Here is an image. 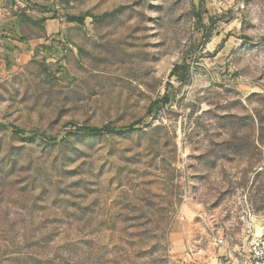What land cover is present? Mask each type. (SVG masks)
Returning <instances> with one entry per match:
<instances>
[{
  "label": "rangeland",
  "instance_id": "obj_1",
  "mask_svg": "<svg viewBox=\"0 0 264 264\" xmlns=\"http://www.w3.org/2000/svg\"><path fill=\"white\" fill-rule=\"evenodd\" d=\"M25 2L61 30L0 77V264L198 263L245 210L264 235V0Z\"/></svg>",
  "mask_w": 264,
  "mask_h": 264
},
{
  "label": "crops",
  "instance_id": "obj_2",
  "mask_svg": "<svg viewBox=\"0 0 264 264\" xmlns=\"http://www.w3.org/2000/svg\"><path fill=\"white\" fill-rule=\"evenodd\" d=\"M60 30L61 25L56 19H47L31 9L21 11L12 0H0V77L22 70L34 57L47 53L49 45L59 38ZM247 211L240 217L242 230L239 240L233 244L225 234H217V238L225 239L226 245L215 246L213 239L216 237L212 238L209 249L213 252L205 254L195 264H239V255L246 250L244 233Z\"/></svg>",
  "mask_w": 264,
  "mask_h": 264
},
{
  "label": "trees",
  "instance_id": "obj_3",
  "mask_svg": "<svg viewBox=\"0 0 264 264\" xmlns=\"http://www.w3.org/2000/svg\"><path fill=\"white\" fill-rule=\"evenodd\" d=\"M200 3L203 4L204 0H200ZM73 22H77V23H82L83 19L82 18H73L70 19ZM208 38V37H206ZM185 65H176L170 72L169 77H177L178 80L180 82H184L185 81ZM183 70L182 74L181 71ZM170 87V85H167L165 87V92L163 94V96L160 99H157L156 101L152 102L146 112L147 116H155V114L157 113V110L160 109L161 107H164L168 104L170 98H174V96H170L169 92H168V88ZM0 127L5 128L4 125L0 124ZM66 127H70V128H74L76 132L78 133H82V134H86V135H100V134H104V133H113V132H130L133 131L134 129V125H129V126H125V127H114L112 125H104L102 127H78L77 125L73 124V123H67ZM13 130V134L19 136V137H23L25 135V133L19 129H16L14 127H11ZM31 136H35L41 140L45 141V136L44 135H39L37 133L31 132L29 134H27V137H31Z\"/></svg>",
  "mask_w": 264,
  "mask_h": 264
},
{
  "label": "built area",
  "instance_id": "obj_4",
  "mask_svg": "<svg viewBox=\"0 0 264 264\" xmlns=\"http://www.w3.org/2000/svg\"><path fill=\"white\" fill-rule=\"evenodd\" d=\"M17 8L26 9L25 0H12ZM27 11V10H25ZM191 200L188 194L184 197V202L187 204ZM246 250L239 255V264H264V235L256 234L255 222L251 212L248 210L245 220V233H244ZM213 244L215 246H225L226 241L224 238H214ZM188 264H195L190 261Z\"/></svg>",
  "mask_w": 264,
  "mask_h": 264
}]
</instances>
